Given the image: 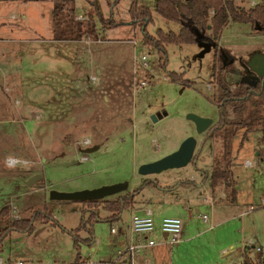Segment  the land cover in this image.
I'll return each mask as SVG.
<instances>
[{
    "label": "rangeland",
    "instance_id": "rangeland-1",
    "mask_svg": "<svg viewBox=\"0 0 264 264\" xmlns=\"http://www.w3.org/2000/svg\"><path fill=\"white\" fill-rule=\"evenodd\" d=\"M132 1L148 8L151 21L145 31L149 35L156 29L177 32L179 24L158 15L154 0ZM130 2L71 0L75 19L81 14L94 23L96 39L52 40V0H0V208L8 206L7 220L45 211L65 229L35 220L30 233L10 231L0 245L3 264L17 260L23 264H122L114 254L117 243L110 225L126 228L131 211L140 214L138 209L144 207L151 210L155 223L163 216L183 220L175 245L162 243L156 227L148 234L154 245L138 250L135 257L144 255L149 264H233L237 253L227 256L223 251L239 247L248 238L262 252L252 249L247 257L264 259L260 133L245 134L244 128H238L232 138L229 181L237 180V192L234 200H228L224 188L209 192L213 153L220 150L221 142L205 132L196 134L192 122L185 119L186 113H194L217 122L218 109L206 99L214 64L220 69L226 56L227 80H249L246 62L253 50L264 48V35L248 24L230 22L216 46L169 43L158 52L141 41L138 24L130 23ZM250 3L237 0L244 8ZM133 53L145 55L147 69L132 61ZM180 73L193 85L181 86L170 79L171 74ZM139 81L145 84L135 86ZM189 135L196 139L193 163L137 175L139 164L172 152ZM83 139L89 144L83 145ZM92 145L98 148L82 152ZM7 158L17 162L7 164ZM36 173L42 183L26 187L24 182ZM190 176L196 181L190 182ZM144 178L157 184L141 185ZM121 181H127L126 191L139 188L136 203L111 223L105 219L109 212L99 207L100 219L86 223L93 234V250L82 244L75 250L66 230L77 227L84 206L79 201L51 200L48 191L69 192ZM209 193L217 197L212 200ZM192 208H199L208 220L196 218ZM83 213L88 217L87 210ZM3 223L0 220V226ZM76 235L83 238L87 233L80 229Z\"/></svg>",
    "mask_w": 264,
    "mask_h": 264
},
{
    "label": "trees",
    "instance_id": "trees-1",
    "mask_svg": "<svg viewBox=\"0 0 264 264\" xmlns=\"http://www.w3.org/2000/svg\"><path fill=\"white\" fill-rule=\"evenodd\" d=\"M27 1V0H12ZM52 40H79L83 37L96 39L94 23L92 20L75 19L71 0H52ZM154 10L162 18L179 24L177 32H163L156 29L154 35L145 31L146 24L151 21L148 8L136 5L132 0L127 12L131 24H138L141 32V41L155 47L158 52H163V46L169 43L177 45L186 43H204L207 46L217 44L222 30L230 23H242L250 25L252 31L264 35V0H257L256 4L248 8L236 4L235 0H154ZM264 37V36H263ZM264 48L255 49L250 56ZM223 60V61H222ZM221 67L217 69L214 64L212 72V89L206 99L216 105L219 119L205 130L207 137L214 141H220V150L214 149L213 166L211 171L212 192L224 188L225 197L234 200L236 195L235 179L231 177V141L238 128H244L248 132H259V142L264 144V78L255 84H247L244 81L230 83L226 78L228 61L221 58ZM170 79L177 81L181 86H191V81L181 78L180 74H171ZM232 86H234L232 88ZM196 152H193L190 163H193ZM207 174V172H204ZM188 181V180H183ZM42 183L40 180L37 182ZM155 185V180L144 178L141 185ZM139 188L124 191L121 194L108 196L98 200L81 201L84 206L80 213V219L74 230H66L72 237V245L75 250L79 244L89 245L91 242V229L86 223L99 220L97 209L109 212L105 217L108 222H115L123 209L132 208L136 203L135 196L139 194ZM89 212L84 217V211ZM8 206L0 208V245L10 231L30 233L35 220L42 223L51 221L58 225L51 215L45 211H32L28 217L7 220ZM62 230H65L59 226ZM84 229L87 236L79 238L76 231ZM78 254V253H77ZM76 254V257H77ZM247 264H249L247 262Z\"/></svg>",
    "mask_w": 264,
    "mask_h": 264
},
{
    "label": "water",
    "instance_id": "water-1",
    "mask_svg": "<svg viewBox=\"0 0 264 264\" xmlns=\"http://www.w3.org/2000/svg\"><path fill=\"white\" fill-rule=\"evenodd\" d=\"M249 69L255 73L256 77L264 76V54L256 52L247 61ZM185 119L192 122L196 134H202L212 125V119L202 117L194 113H186ZM196 144L194 136L189 135L183 138L177 148L172 152L153 161L141 163L137 166L136 173L139 176L159 173L165 169L181 168L190 162ZM98 148V145H92L84 148L83 153H90ZM41 180V175L36 173L24 182L26 187L35 184ZM127 189V181L114 182L101 185L90 189H79L69 192L49 190L48 198L51 200L68 201H91L98 200L108 196L124 192ZM165 235V233H163Z\"/></svg>",
    "mask_w": 264,
    "mask_h": 264
},
{
    "label": "built area",
    "instance_id": "built-area-1",
    "mask_svg": "<svg viewBox=\"0 0 264 264\" xmlns=\"http://www.w3.org/2000/svg\"><path fill=\"white\" fill-rule=\"evenodd\" d=\"M256 1H251V5H255ZM78 19H82L80 15H78ZM132 44L134 45L135 42L132 40ZM137 54V53H136ZM132 61L139 64L143 70L147 69V61L145 55H134L132 57ZM93 80V77L91 78ZM145 84L144 81H139L138 83H135V86L142 87ZM83 145H88L89 140L83 139L82 140ZM85 159V156L80 158ZM17 160L14 158H7L6 163L7 164H14ZM247 165H250L251 162L247 161ZM192 179V178H190ZM223 195V194H222ZM261 203L264 205V198L262 199ZM200 217L203 220L207 219L206 215H200ZM18 219V218H17ZM182 223L183 220L177 216H163L158 221V231L163 236L161 238L163 243H166L167 245H175L180 240V232L182 229ZM155 224L153 221L152 212L149 208H142L141 213L138 214L136 211L132 212L130 214L128 224L126 225V228H121L124 232L125 230L128 231L129 239L127 240V243L124 245V247L120 250L116 251V257L122 258L124 257L127 264H135V256L138 250L151 247L154 245V241L151 238H148V234L154 230ZM109 232L111 235H117L118 227L115 225H110ZM165 233V235H163ZM256 250L257 252L261 251V247L258 246L254 239L248 238L244 239L238 248L230 249L228 251H225L223 254H229L232 252H237L239 256L234 261L233 264H247L249 263L250 259L247 257V253L249 250ZM5 261L3 258L0 257V264H3ZM14 264H23L22 261L17 260L14 262ZM143 264H148V262H144Z\"/></svg>",
    "mask_w": 264,
    "mask_h": 264
},
{
    "label": "crops",
    "instance_id": "crops-1",
    "mask_svg": "<svg viewBox=\"0 0 264 264\" xmlns=\"http://www.w3.org/2000/svg\"><path fill=\"white\" fill-rule=\"evenodd\" d=\"M250 2H251V0H249ZM248 0H247V2H249ZM235 2H236V4H237V0H235ZM251 4V3H250ZM238 5V4H237ZM78 15H80V16H82L81 14H77V16ZM228 26V25H227ZM260 53H263L264 54V50H262V52H260ZM214 154V153H213ZM190 178H192V179H190ZM188 180H191L190 182H195L196 180L194 179V177H192V176H190L189 178H188ZM236 181V184H235V190H236V192H237V189H236V185H237V180H235ZM201 182H203V181H201ZM199 183V185L201 184L202 185V183ZM200 185V186H201ZM210 191H212L211 189L209 190V192ZM209 195H210V198L212 199V198H215V197H217V196H215V197H212L211 195H213V194H211V193H209ZM213 200V199H212ZM211 200V201H212ZM216 201H217V199L216 200H214V201H212L213 203H216ZM144 208H147V207H144ZM184 209H185V207H183ZM141 209L142 208H139L138 210L141 212ZM192 210H194V213L196 214V218L197 217H199L200 218V209L199 208H192ZM134 211H137V210H132L131 211V213L132 212H134ZM203 215H205V214H203ZM153 216V215H152ZM119 218H120V214H119V216H118V220H119ZM161 218V217H160ZM160 218H158V219H155V221H157V223H155L154 222V224H155V227H156V229H157V227H158V221H159V219ZM117 220V221H118ZM206 220H208V217H207V219ZM153 221H154V217H153ZM116 222V221H115ZM125 232L120 228V227H118V232H117V235H112V237H113V239H114V241L117 243V247L114 249V254L116 255V251L117 250H120V249H122V248H120L119 246H121L120 244H122V247H124V245L127 243V240L129 239V236H125ZM161 235V234H160ZM163 236L161 235V238H162ZM94 243V238H93V234L91 233V242H90V244L89 245H87L88 247H90L92 244ZM163 243V242H162ZM166 244V243H165ZM147 248V247H146ZM238 248V247H237ZM143 249H145V248H143ZM231 250L232 249H235L234 247H231L230 248ZM93 250V248L92 247H90V251H92ZM225 251H228V250H225ZM225 251H223V253L225 252ZM260 252H262V248H261V251ZM237 253V252H236ZM231 254H233V252L232 253H229V254H227V256H229V255H231ZM238 254V253H237ZM237 254H236V256L234 257V261L237 259V257L239 256V254H238V256H237ZM118 261H120L122 264H127L126 263V260H125V258H119V259H117ZM144 262H148V260L144 257V255H142V256H137V257H135V264H143ZM148 264H149V262H148ZM249 264H264V259H259V260H257V261H252V260H250L249 261Z\"/></svg>",
    "mask_w": 264,
    "mask_h": 264
},
{
    "label": "flooded vegetation",
    "instance_id": "flooded-vegetation-1",
    "mask_svg": "<svg viewBox=\"0 0 264 264\" xmlns=\"http://www.w3.org/2000/svg\"><path fill=\"white\" fill-rule=\"evenodd\" d=\"M256 52H259V53H260V52H262V50H259V51H256ZM256 52H254V53H256ZM254 53H253V54H254ZM253 54H252V55H253ZM252 55H251V56H252ZM251 56H250V57H251ZM250 57H249V58H250ZM223 59H224V58H223ZM225 59H227L226 56H225ZM225 59H224V60H225ZM247 61H248V60H247ZM246 67H247V69L250 71V74H251L250 79H249V80H246V79H245V80H246V81H245V80H244V77H242V78H240V79L238 78L237 81H235V82L244 81V82L247 83V84H255L258 80H260L261 78H262V79L264 78V76H263V77H256L255 73L252 72V71L249 69V67L247 66V62H246ZM263 80H264V79H263ZM233 87H234V86H232V88H233Z\"/></svg>",
    "mask_w": 264,
    "mask_h": 264
}]
</instances>
